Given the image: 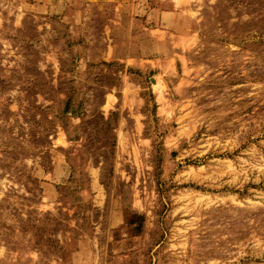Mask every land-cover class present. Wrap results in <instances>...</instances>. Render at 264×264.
<instances>
[{"label": "rangeland", "instance_id": "obj_1", "mask_svg": "<svg viewBox=\"0 0 264 264\" xmlns=\"http://www.w3.org/2000/svg\"><path fill=\"white\" fill-rule=\"evenodd\" d=\"M0 264H264V0H0Z\"/></svg>", "mask_w": 264, "mask_h": 264}]
</instances>
